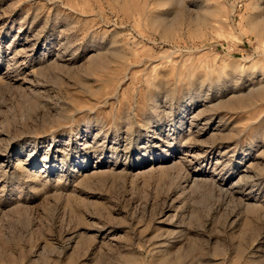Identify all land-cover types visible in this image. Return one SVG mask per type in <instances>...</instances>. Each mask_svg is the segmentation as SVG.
Wrapping results in <instances>:
<instances>
[{"label":"rangeland","instance_id":"1","mask_svg":"<svg viewBox=\"0 0 264 264\" xmlns=\"http://www.w3.org/2000/svg\"><path fill=\"white\" fill-rule=\"evenodd\" d=\"M0 264H264V0H0Z\"/></svg>","mask_w":264,"mask_h":264}]
</instances>
